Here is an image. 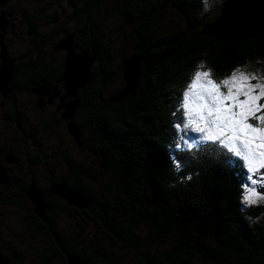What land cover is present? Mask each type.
<instances>
[{
	"label": "trees",
	"instance_id": "16d2710c",
	"mask_svg": "<svg viewBox=\"0 0 264 264\" xmlns=\"http://www.w3.org/2000/svg\"><path fill=\"white\" fill-rule=\"evenodd\" d=\"M227 1L208 0L206 9L205 0H92L93 7L85 13L81 14V8L77 7L68 16L70 20L75 19L73 25L84 32L87 40L104 44V48H99L102 56H110L97 75L78 91L84 93L82 109L88 120L84 128L89 130L88 138L89 135L94 138L93 147L98 145L99 156L108 166L123 170L122 181L116 179L120 183L118 193L123 194V198L114 203L116 213L122 211L126 216L125 225L120 223L122 214L117 218L111 216L107 225L103 221L93 224L106 232L110 244L118 251L132 254V264H221L224 259L227 264H233L234 257L246 264L251 261L264 263V215L259 205L251 208L243 205V168L229 163L231 155L227 150L214 147L211 142H193L198 147L191 149L177 147L180 137L171 123L182 117H173L169 113L175 102H180V89L186 85L202 54L209 60L212 78L218 79L229 75L237 66L254 68L264 53V22L259 35L244 32L234 41L218 39L217 35L205 30L206 25L218 24V19L227 10L228 5L224 9ZM100 5L104 8L100 9ZM107 8L114 9L122 18L120 25L124 28L117 27L116 31H126V37L118 36L122 45L128 44V57L121 50L115 59L110 42L101 31ZM0 9L11 11L13 8L0 3ZM13 11L12 18L16 15L29 36L33 25L28 20L24 23L25 17L18 10ZM34 13L31 12L33 19ZM55 17L54 12L46 14L47 19ZM13 25L12 22L11 28ZM52 29L50 26L42 43L49 41L48 34L53 32ZM62 38L64 36L58 40ZM30 41L27 38L24 42V54L9 49L12 59L9 67L13 70L7 84L11 87L28 86L53 76L41 57L32 53ZM2 44L0 33V47ZM132 56L141 57L137 82L130 91L124 92L126 79L122 59ZM254 74L261 75L260 71ZM91 84L95 85L94 92L85 88ZM96 84L109 88L108 97L105 95L103 99V92L97 91ZM100 100L103 102H95ZM160 100L167 101L166 107ZM99 138L105 140V144L100 145ZM177 162L181 166L179 170L174 167ZM209 167L210 170H205ZM192 168L197 170L192 172ZM33 190L31 187L25 194L30 202V196L35 193ZM97 201L98 215L106 213L112 206L107 200ZM55 207L54 224L48 225L42 220L44 214L50 213L46 209H41L40 213L35 209L24 211L19 216L21 233L40 243L32 252L36 262L42 259L45 264L56 261L68 264L67 252L76 254L86 264H100L93 258V253L102 257L106 250L112 252L111 248L99 244L95 232L93 244L96 246L90 248L91 252L84 242L80 248L77 245L80 242L73 236L62 239L55 233V215L63 208L56 204ZM86 212L90 220L98 221L94 211L91 216ZM88 225L86 220L79 234L82 232L87 237ZM112 264L122 263L114 258Z\"/></svg>",
	"mask_w": 264,
	"mask_h": 264
},
{
	"label": "flooded vegetation",
	"instance_id": "af4514ba",
	"mask_svg": "<svg viewBox=\"0 0 264 264\" xmlns=\"http://www.w3.org/2000/svg\"><path fill=\"white\" fill-rule=\"evenodd\" d=\"M56 2L63 3L65 8L66 3H68L66 0H56ZM2 6L6 7L4 3H2ZM72 6L70 8L73 11L80 7V13L82 14L93 7V3L92 0H76L75 3H72ZM12 12L13 10L5 11L0 9V16L6 19L8 29L12 26V21L7 16H10ZM38 13L39 8L36 6L34 13L36 20L39 16ZM50 20L52 19L49 18L47 22ZM67 20L70 19L67 17ZM23 21L27 24L25 18H23ZM70 21L75 23V19ZM52 28L53 32L48 34L50 35L48 36L49 41L39 44L36 42L39 35L35 26H32L30 44L32 53L36 52L41 57L46 65L45 68L51 70L53 76L48 80L35 81L28 86L18 84L11 87L7 84L9 80L5 87L0 90V261L3 264H45L42 259L36 262V258L32 254V252H35V246L22 244L25 250V253H22V251H17L13 246H10L7 240V230L12 228L19 231V233L13 234L18 237V241L24 242L30 239L21 233V221L19 219L22 212L35 209L33 198L30 197V202L26 197L27 195L25 196L29 188L34 187L33 191L39 195L42 201L44 207L42 209L50 212L49 214H44L42 218L48 225L54 224L55 204L66 209L67 203L70 207V212H76V206L68 204L66 201V188L75 190L79 197L84 201L86 200L87 203L92 197L84 195L87 192L86 189L83 193L80 191L83 187L80 186L81 178L78 175L84 174L83 170L74 173L69 167L66 168V163L68 162L66 159L67 129L65 118H61V110L69 109L72 97L66 92V75L65 77L62 76L63 73H66V50L55 47L59 38L53 43L50 42L58 30V27ZM66 34L72 36V45L75 53L85 51L89 56L93 57L89 64L90 67L94 63L93 68L90 70L92 77L89 80H92L99 70L103 68L104 62H107L110 57L109 55L102 56L101 54L102 50L99 48H104V44L101 45L100 42L95 43L92 40H87L89 38L85 37L84 32L76 24L72 26L68 33L65 30L63 36L66 37ZM76 43L80 44L84 49L79 46L77 51ZM40 45L43 46L42 49H40ZM15 49L23 54L25 53L22 47ZM97 49L100 51L99 57L97 56L99 54ZM10 60L12 61L11 58ZM54 63L56 65L52 67L51 64ZM12 70L10 69V72ZM85 88L86 90L91 89V92L95 91L93 84ZM75 97L79 100L74 111L76 113V109L79 106L78 111L82 110V112L80 115L74 113L76 122L73 120V123L77 131V137L72 138L68 132L73 141L77 140L78 137L80 139V130L87 125L88 121L82 109L84 107V93L78 91ZM51 102L55 105L49 110L48 105ZM59 109L60 111L58 112ZM87 131L89 132V130ZM93 139L92 135H89L92 147ZM100 140V145L105 144V140ZM77 147H80L78 143ZM93 148L92 151H99L100 153L97 144ZM99 153L97 155L98 158H100ZM6 162L11 163L7 165ZM105 164V169L107 170V161ZM4 167L6 168L4 169ZM94 171L100 174L107 173L103 172V170H97V168ZM85 175L87 176V173ZM55 188H58L61 191V195L65 196L61 198L56 195L54 193ZM78 211L80 210L78 209Z\"/></svg>",
	"mask_w": 264,
	"mask_h": 264
},
{
	"label": "rangeland",
	"instance_id": "374dc122",
	"mask_svg": "<svg viewBox=\"0 0 264 264\" xmlns=\"http://www.w3.org/2000/svg\"><path fill=\"white\" fill-rule=\"evenodd\" d=\"M0 2L4 3V5L6 7L8 5H12L13 9L18 10L22 17H25L26 20H28L33 26H35L37 33L39 35L38 38L36 39V42H38L39 44L42 43L43 37L48 31V27H50V26L51 27H58V30L55 32V36L50 40V42L53 43L58 38H60L61 36L64 35L65 30H66V33H68V31L71 30V28L74 24V21L67 20V17L73 11L70 8V6L72 5V2L66 3V8L64 7L63 3H61V2L58 3V2H56V0H44L43 2H42V0H36V1L0 0ZM228 3H229V1H227V4ZM227 4L225 5L224 9H226ZM209 5H210V7H212L213 3H211ZM36 6H38V8H39V16H38L37 20H35L31 17V12H33L36 9ZM33 8H34V10H33ZM103 8H104V6L100 5V9H103ZM215 9L216 8H214L213 10H215ZM259 11H260L259 19H258L257 23L251 27H247V28H243V29H239V30H236V29H238L236 27H230L227 23V21H228L227 20V12L225 11L223 16H221L218 19V24L211 26V27H208L206 25L205 30H207L211 34H215L217 36H220L223 39H227L230 41H234V40L240 38L243 35V33L247 32V31H250L251 32L250 34L256 33V36H257L261 33L260 32L261 31V24L264 22V12L262 10H259ZM13 12H12V14H13ZM53 12L55 13L56 17L54 19L50 20L49 22H47L48 19L46 18V14L47 13H53ZM12 14L10 16H7V18L14 23L13 27L12 28L10 27V29H8V27H7L6 19H4L3 16H0V33L3 37V44H4V45L3 44L1 45L0 49L2 48L4 50V55H5V60L3 62L4 64H7V60H10L9 49H15V48L23 47L24 42H26L27 38H29L31 40V38H30L31 35H29V36L27 35L24 28L20 24V20L16 17V15L12 18ZM18 17H20V16L18 15ZM121 20H122L121 16L118 13H115L114 9L107 8L106 9V18H105L104 24L102 25V27H100L105 38L107 40H109V42H110L111 54L113 56H115V59H117L116 56L119 55L121 50H123V53H125V56H127V57L129 56V49H127L128 44H126L124 42L125 44L122 45L121 38L119 37L120 35L126 37V31H124V30L123 31H116L117 27L124 28L123 26L120 25ZM165 21L168 22L167 18H165ZM170 22H173V21L170 20ZM225 24L228 27V29L231 30V32H227L224 30L221 31V30H218L215 28V27L223 26ZM162 28L166 29L164 27H162ZM18 32H19L20 36H18ZM118 32H121V33L118 34ZM78 37H80V36L78 35ZM79 46L81 47L80 44L76 43L75 47H76L77 51H78ZM263 46H264V43H263ZM81 48H83V47H81ZM118 48H120V49L117 51ZM77 53H81V52L78 51ZM263 56H264V53L260 55V57L257 61V64L255 65L254 68H252V69L246 68L244 70L251 72V73H254L255 71H260V73H261L260 76H264V57ZM71 57H73V56H70L69 58H71ZM73 58H75V57H73ZM125 59H126V57H124L122 59L123 68H126L125 63H124ZM192 60L193 59L191 58L190 62H192ZM77 61H78L77 65H80L79 58ZM201 61H203L205 66H206L204 70H207V68H210L209 67V65H210L209 60L204 59L203 54H202V56H200L198 58V60L196 61V65H194V66L197 67V65ZM0 66H1V63H0ZM93 66H94V63H92V65L90 67H88V69L85 72V75H84V71L82 70L79 77H77V73L75 74L73 71L70 73H67V72L63 73L62 76L65 77V75H66V84L68 83L67 77L69 79H73V78L77 77L79 80H82L85 76L88 77L90 75V78H91L92 76L90 74V70L93 68ZM127 66H128V64H127ZM5 69L6 68L4 67L3 71H1V74H3L4 71H6ZM195 70L196 69H194L190 73V75ZM9 71H10V67H9ZM123 72L125 75L126 71L124 70ZM231 72H230V74H231ZM229 75H227V76H229ZM127 76L129 78L130 83H129V86L127 87V89H125V90L130 91V89L132 88V85L134 84L135 79H133L129 75V73L127 74ZM224 77H226V76H224ZM224 77L219 76L218 79H216V78L215 79L217 82H219V79L224 78ZM4 78H6V77L4 76ZM126 83H127V81H126ZM253 83H256V81H254ZM96 85H98V84H96ZM0 87H1V85H0ZM124 88H125V86L123 87V89ZM94 89H95V85H94ZM96 89L99 92H103V99H105L104 98L105 95L108 97L109 88L107 89L106 87H101L100 85H98L96 87ZM77 91H76V93H77ZM183 93H184V91H183ZM182 97H183V95H182ZM78 100L79 99H77L75 105L73 106L74 109L77 106ZM181 101H182V98H181ZM181 101H180V103H178L177 101L175 102V107L173 108V110L171 112L169 111L171 116L177 117L180 114L182 109L178 105H181ZM86 102H87V100H86ZM95 102L100 103V102H103V100L95 101ZM160 102H161V100H160ZM259 103L264 104V99H261L259 101ZM161 104L163 105V107H166V104H168V103H167V101H162ZM54 105L55 104L53 102H51L48 105V109L49 110L52 109ZM60 109H62V108H60ZM60 109L58 110V112L60 111ZM78 109H79V106L76 109V113H75V111L71 112L69 109L61 110V112H62V113L60 112L61 118H65L66 126L69 123H72L73 120H75V122H76V116L74 115V113L77 115H80V113L82 112V110L78 111ZM184 119H185V117L182 115L181 120L176 121L174 123L175 131L177 132L178 137H180V140L178 141L177 146L178 145L179 146H188V145L192 144L193 142H199L200 144H202L203 142L200 140L201 134L191 131L190 128L186 129L183 127ZM250 122L253 123L254 125L257 123L255 120H252ZM177 124L181 125V127L179 129L176 127ZM87 132L88 131L85 128H82L80 130V133H79L80 139L78 137L77 140L73 141L71 139V136L69 135L68 131H66V155H67L66 159L68 161L66 163V168L69 167L70 170L74 173H78L79 170H83L84 174H82L81 176L78 175L81 178L80 186L83 187V189H81L80 191L83 193L84 189H86L87 192L84 195H89L92 197H91V200L88 201V203L85 200L86 201L85 208L76 207L75 208L76 212H70L68 205L66 204V209H63L62 211H60L59 213H57L55 215V233H58L60 235V237L64 240H66L67 236H73L74 240H77L78 242H80V244L79 243L77 244L80 248H81V243L84 242L83 245L86 244V246L88 247L86 249H88L90 252H91L90 248H95V246H96L93 243L96 242V240H94V237L97 236L98 237V239H97L98 243L104 245L107 248H111L112 252H110V250H106L105 253L102 255V257L98 253L94 252L93 258H95V260H97L100 264H112V260L114 258H116L122 264H132V254L128 253V252L118 251L114 245L110 244L106 232L100 226L93 224L94 222L101 223V221H103L107 225L108 224L107 220H109L111 218V216H114L115 218H117V217H120V215L122 214L123 220L120 221V223H121V225L124 226L125 222L127 221V218H126V216H124L122 211H120L121 214L116 213V205L114 203L118 199L123 198V194L118 193V186L120 185L119 182L122 181V178L120 177V175L122 174L123 170L117 171L114 168H112V166H107L108 170H106L105 169L106 164H104V163L102 165L100 164V163H102L103 158L97 157L99 151H96V152L92 151V149H94V148L92 147L91 142L89 141ZM77 143L80 145V147H77ZM96 159L98 161H96ZM99 160H100V162H99ZM10 163L11 162H6L7 165ZM174 167L177 169L176 166H174ZM180 167L181 166H179V169H180ZM210 167H212V166H210ZM210 167L208 169H205V170H207V171L210 170ZM5 168L6 167H4V169ZM95 168H97V170H100V171L103 170V172H107V173L100 174L99 172L94 171ZM192 169H194V168H192ZM196 170L197 169H194L192 172H194ZM198 171H200V170H198ZM85 173H87V176L85 175ZM246 176H245V178L241 184V187L244 183L247 182ZM116 179H118L119 182ZM243 191L244 190L242 187V193H243ZM57 192L61 193V191L58 188H55L54 193H57ZM116 196H117V198L115 199ZM34 197L35 196H32V198H34ZM97 200H102V201L107 200L110 203H112V206H110L109 211L106 210V213H101V215H98V213H97L98 201ZM93 204H95L94 207H96V208L93 207ZM243 205H244V203H243ZM256 205H259L262 207L260 209V212L264 215V203H259ZM121 206H122V204H121ZM42 208H44L43 204L41 205L39 202H37L35 204V209H36L37 213H40ZM250 208H251V206H250ZM78 209L80 211H78ZM86 210L89 212L90 216L93 215L94 213L97 214L99 217L98 221H96L95 219L92 220L91 217H90L91 218V220H90L86 215L87 214ZM93 211H94V213H93ZM86 220L89 222V225H88L89 231H88L87 237L82 232L79 234V231H80L81 227L83 226V224L86 223ZM120 228H121V226H120ZM94 232L96 234L95 236L93 235ZM14 233H19V231L16 229H13V228L10 230H7V240H8V244L10 246H13L17 251H22V253H25V250H24L22 244H27V245H31V246L40 245V243H37L33 239H29L28 241L20 242V241H18V237L13 235ZM80 248H79V251H80ZM92 261H93V259H90V262H92ZM227 263H228L227 260L224 259L221 264H227ZM0 264H3V263H0ZM55 264H58L57 261ZM92 264H97V263L93 262ZM233 264H246V263H244L239 258L234 257ZM248 264H256V262L251 261Z\"/></svg>",
	"mask_w": 264,
	"mask_h": 264
},
{
	"label": "snow or ice",
	"instance_id": "6c2138e0",
	"mask_svg": "<svg viewBox=\"0 0 264 264\" xmlns=\"http://www.w3.org/2000/svg\"><path fill=\"white\" fill-rule=\"evenodd\" d=\"M205 67L203 61L197 65L184 90L180 105L183 127L201 134L202 142L227 150L229 163L246 170L247 182L242 185L245 206L264 203V191L258 190L264 189V104L259 103L264 99V76L244 70L247 65L237 66L217 82L212 69ZM192 147L198 145H188Z\"/></svg>",
	"mask_w": 264,
	"mask_h": 264
},
{
	"label": "water",
	"instance_id": "95a60500",
	"mask_svg": "<svg viewBox=\"0 0 264 264\" xmlns=\"http://www.w3.org/2000/svg\"><path fill=\"white\" fill-rule=\"evenodd\" d=\"M3 27V26H2ZM215 36V35H214ZM215 37H217L218 39H222L221 37H219V36H215ZM64 42V43H63ZM56 48H63L64 50H66V55H65V59H66V72L67 73H70V72H74L75 74L78 72V69H82L83 71H84V75H85V72H86V70L88 69V67H89V63L91 62V59H92V57H88V55H87V53L85 52V51H82L81 53H75L74 52V48H73V45H72V36L70 35V34H66V37H64V39L62 38V39H60L58 42H57V44H56V46H55ZM71 54V55H70ZM70 56H73V57H75V58H73V57H71V58H69ZM73 58V59H72ZM78 58L80 59V67H79V65H77V60H78ZM135 56H132V57H130V58H128V59H125V61H124V63H125V66H126V68H125V71H126V73H125V75H124V77L127 79L126 81H127V83H126V85H125V88L123 89V91L124 92H126V91H128V90H125V89H127V87L129 86V83H130V81H129V78H128V76H127V74L129 73L130 74V72L131 73H133V75L132 74H130V76L133 78V79H135L134 80V84L132 85V87L136 84V82H137V70H138V68L136 67V65H134V64H136V63H134L135 61ZM0 62H1V66H0V72L1 71H3V69H4V67L6 68L5 70H6V72H7V77L5 78V80H4V82H2V81H0V85H1V87H0V89L2 90V88L3 87H5V85H6V83H7V81H8V79H9V76H10V71H9V65H10V61L9 60H7V64H4L3 62H4V60H5V55H4V50L1 48L0 49ZM87 60V62L85 63V61ZM127 64H128V66H127ZM129 64H131V65H129ZM130 68H132V71L130 70ZM72 69V70H71ZM130 71V72H129ZM128 72V73H127ZM136 74V75H135ZM84 77V76H83ZM90 79V75L87 77V76H85L82 80H79L77 77L76 78H73V79H69L68 77H67V80H68V83L66 84L67 86H66V92H67V94H69L71 97H72V99L70 100V107H69V110L71 111V112H74V108L72 107V106H74L75 105V103H76V101H77V99H76V97H75V92H76V90L79 88V87H81L85 82H87L88 80ZM123 91H122V93H123ZM73 104V105H72ZM66 129H67V131L71 134V136H72V138H76L77 137V131L75 130V127H74V123L72 122V123H69L67 126H66ZM101 160V159H100ZM100 160H99V162H100ZM104 160V159H103ZM101 164V163H100ZM104 164H105V160H104ZM102 165V164H101ZM75 190H71V189H67L66 188V196L65 195H61V193H59V192H57L59 195H61V197L62 196H65L66 197V201L69 203V204H73L74 206H76V207H78V208H85V204H86V202L84 201V200H82L80 197H79V195L77 194V192L75 191ZM70 193H73L74 195H76L77 196V198L79 199V200H74V198H72V196H70ZM36 193H32V195L30 196L31 198H32V196H35L34 198H33V200H34V202H35V204L37 203V202H39L41 205H42V201H41V199H40V197H39V195L38 194H36ZM34 204V205H35ZM36 210V209H35ZM37 212V211H36ZM66 258H67V262H68V264H86L83 260H81L76 254H74V253H70V254H68L67 252H66ZM0 263H2V261H0ZM264 264V263H263Z\"/></svg>",
	"mask_w": 264,
	"mask_h": 264
},
{
	"label": "bare ground",
	"instance_id": "6f19581e",
	"mask_svg": "<svg viewBox=\"0 0 264 264\" xmlns=\"http://www.w3.org/2000/svg\"><path fill=\"white\" fill-rule=\"evenodd\" d=\"M259 10H262L264 12V0H229L228 7L226 10L227 20H228L227 23L230 27L238 28L236 30L251 27L254 24H256L258 19H259V13H260ZM215 28L218 30H221V31L224 30L227 32H231V30L228 29L226 24L223 26L215 27ZM247 32L251 33L250 31H247ZM88 57H92V56L88 55ZM135 57L136 58L134 60L135 61L134 63H136V64H134V65H136V67L139 68V65L141 62V57H139V56H135ZM86 62H87V60L85 61V63ZM142 62H143V60H142ZM129 65H131V64H129ZM79 67H80V65H79ZM130 70L132 71V68H130ZM81 71H82V69H78L77 77H79ZM137 73H138V70H137ZM130 74H133V73L130 72ZM4 76L7 77L6 71H4L3 74H1L0 81L4 82V80H5ZM103 163H104V160L102 161L101 164H103ZM70 196H72V198H74V200H79L77 198V196L74 195L73 193H70Z\"/></svg>",
	"mask_w": 264,
	"mask_h": 264
},
{
	"label": "clouds",
	"instance_id": "9594fccd",
	"mask_svg": "<svg viewBox=\"0 0 264 264\" xmlns=\"http://www.w3.org/2000/svg\"><path fill=\"white\" fill-rule=\"evenodd\" d=\"M228 5V4H227ZM207 6L208 5H206V9H207ZM211 35H215V34H211ZM193 74V73H192ZM192 74L190 75V77H189V79L187 80V83H186V85L183 87V88H181L180 90V101H181V98H182V95H183V91L185 90V88H186V86L188 85V83L190 82V79H191V77H192ZM178 102V101H177ZM178 103H180V102H178ZM179 107H180V105H178ZM179 117H182V111L180 112V114L178 115ZM180 120H181V118H180ZM175 122H176V120H174ZM171 125L172 126H174V124H173V122L171 123ZM230 154V153H229ZM171 156L173 155V153H171L170 154ZM231 155V154H230ZM244 170V174H243V180H244V178H245V176L247 175V172H246V170L245 169H243ZM263 170V169H262ZM261 170V171H262ZM263 172V171H262ZM189 179H190V177H189ZM249 206H252V205H249ZM258 219H260L259 217L257 218V220Z\"/></svg>",
	"mask_w": 264,
	"mask_h": 264
}]
</instances>
